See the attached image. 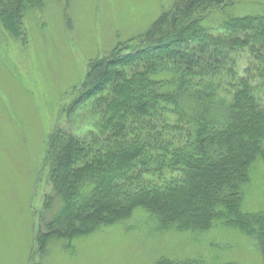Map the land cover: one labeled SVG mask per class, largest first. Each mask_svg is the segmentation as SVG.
I'll list each match as a JSON object with an SVG mask.
<instances>
[{
	"label": "trees",
	"instance_id": "1",
	"mask_svg": "<svg viewBox=\"0 0 264 264\" xmlns=\"http://www.w3.org/2000/svg\"><path fill=\"white\" fill-rule=\"evenodd\" d=\"M233 3L174 0L147 31L90 61L80 101L99 118L89 139L58 125L47 141L53 193L37 234L45 253L52 240L71 242L143 207L163 230L223 225L255 237L264 264V211L243 206L264 163V16L230 14ZM43 6L0 0V23L26 40L25 17Z\"/></svg>",
	"mask_w": 264,
	"mask_h": 264
},
{
	"label": "rangeland",
	"instance_id": "2",
	"mask_svg": "<svg viewBox=\"0 0 264 264\" xmlns=\"http://www.w3.org/2000/svg\"><path fill=\"white\" fill-rule=\"evenodd\" d=\"M25 17L26 40L0 23V264H155L162 257L263 264L255 237L223 225L163 230L143 207L122 222L42 250L50 216L47 141L60 125L86 139L98 116L80 101L91 60L147 31L174 0H43ZM235 16L263 15L264 0H232ZM248 66V55L240 59ZM263 87V86H262ZM264 97V89L260 91ZM244 208L264 211V163L253 169ZM60 208V206H59Z\"/></svg>",
	"mask_w": 264,
	"mask_h": 264
}]
</instances>
